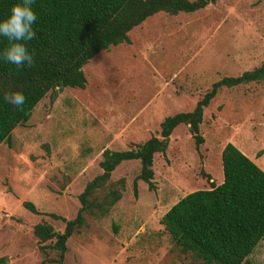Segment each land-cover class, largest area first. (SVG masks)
<instances>
[{
	"label": "rangeland",
	"instance_id": "obj_1",
	"mask_svg": "<svg viewBox=\"0 0 264 264\" xmlns=\"http://www.w3.org/2000/svg\"><path fill=\"white\" fill-rule=\"evenodd\" d=\"M263 61L264 0H216L193 13L158 14L133 28L127 43L96 54L82 67L83 89L62 88L53 100L46 94L0 144V264H52L54 254L38 250L32 226L63 230L47 214L75 216L77 195L101 172L103 150L159 137L165 117L190 112L212 83ZM198 134L196 145L187 126L173 129L164 151L153 155L151 190L136 180L133 194L140 164L120 162L98 192L114 188L120 199L105 216H86L66 241L63 264L197 263L159 219L187 193L221 183L226 143L246 158L257 154L264 172V85L220 88L202 110ZM249 259L264 264V240Z\"/></svg>",
	"mask_w": 264,
	"mask_h": 264
},
{
	"label": "trees",
	"instance_id": "obj_2",
	"mask_svg": "<svg viewBox=\"0 0 264 264\" xmlns=\"http://www.w3.org/2000/svg\"><path fill=\"white\" fill-rule=\"evenodd\" d=\"M216 0H34L37 21L35 38L27 42L34 57L32 67L15 66L0 60V144L8 141L11 131L23 125L33 107L46 94L50 100L62 88L83 89L82 67L99 52L109 51L128 42L131 30L158 14L175 16L193 13ZM0 0V19L6 17L13 3ZM0 39V49L4 47ZM249 83L264 85V61L251 71L236 77H222L195 102L190 112L165 117L160 123L159 137H149L125 151L101 152L100 174L86 182L76 199L79 208L66 220L54 214L52 219L64 224L61 232L44 222L32 226L38 250L49 249L52 264H63L67 239L85 226L86 216L101 218L120 199L117 189L110 188L99 197L110 173L122 161L137 160L141 180L151 190L152 160L162 153L171 132L178 125L187 126L194 144L201 143L198 126L202 110L222 88ZM6 91H19L26 97L22 108L4 100ZM222 181L205 190L187 193L159 219V224L181 253H189L195 264H252L249 255L259 240H264V172L230 143L220 152ZM207 179L208 176H206ZM122 187V180H118ZM30 212L35 208L23 203ZM48 242L47 244H45Z\"/></svg>",
	"mask_w": 264,
	"mask_h": 264
},
{
	"label": "clouds",
	"instance_id": "obj_3",
	"mask_svg": "<svg viewBox=\"0 0 264 264\" xmlns=\"http://www.w3.org/2000/svg\"><path fill=\"white\" fill-rule=\"evenodd\" d=\"M33 3L34 0L13 3L8 15L0 19V39L5 42L0 49V60L17 69L34 64V57L27 48V42L35 38L33 25L37 16L32 8ZM4 100L16 108H22L26 103L25 95L19 91H6Z\"/></svg>",
	"mask_w": 264,
	"mask_h": 264
},
{
	"label": "crops",
	"instance_id": "obj_4",
	"mask_svg": "<svg viewBox=\"0 0 264 264\" xmlns=\"http://www.w3.org/2000/svg\"><path fill=\"white\" fill-rule=\"evenodd\" d=\"M156 107H158V104H156ZM147 107H142L139 111H137L138 114H142L144 113V110ZM247 157V156H246ZM253 164H255L261 171L263 170L262 168L259 167V165H257V162L259 161V156L257 154L254 155V158H248Z\"/></svg>",
	"mask_w": 264,
	"mask_h": 264
}]
</instances>
